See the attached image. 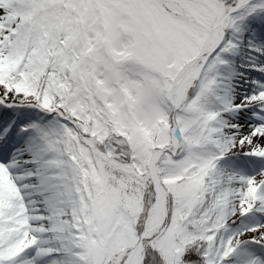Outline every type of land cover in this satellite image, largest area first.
Instances as JSON below:
<instances>
[{"label": "snow or ice", "instance_id": "obj_1", "mask_svg": "<svg viewBox=\"0 0 264 264\" xmlns=\"http://www.w3.org/2000/svg\"><path fill=\"white\" fill-rule=\"evenodd\" d=\"M0 264H264V0H0Z\"/></svg>", "mask_w": 264, "mask_h": 264}]
</instances>
